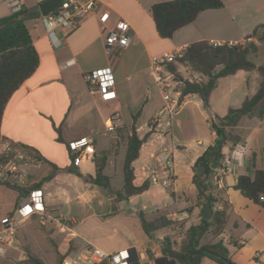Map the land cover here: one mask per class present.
<instances>
[{
	"label": "crops",
	"instance_id": "0c3cea01",
	"mask_svg": "<svg viewBox=\"0 0 264 264\" xmlns=\"http://www.w3.org/2000/svg\"><path fill=\"white\" fill-rule=\"evenodd\" d=\"M47 1L50 0H24L23 9L30 13L38 12L25 21V26L38 54L39 63L35 72L14 91L6 103L0 123V137L36 151L40 158L60 169L72 165L71 156L78 157L79 162L73 164L84 176H94V158L111 150L103 173L109 177L113 190L112 194L106 195V199L115 204L117 213L112 216L109 213L99 215L101 220L98 218L96 221L101 222L97 223L103 224L113 217L117 218L125 208L127 214L137 218L140 228L137 212L144 213L147 219L165 215L171 221H185V229L198 224L202 210L195 205L197 192L192 184V168L216 137L210 123H216L217 118L224 117L228 109L240 107L245 98L253 96L261 78L255 71H238L220 78L209 97V113L203 110L198 96L189 95L186 102L169 116L163 111L162 94L152 79L150 60L163 52L185 49L191 43L216 40L255 44L258 55L250 59L256 65H264L256 61L263 52L264 40L252 36L256 26L264 24V19L259 21L247 14L241 7L243 0H221V9L200 12L192 23L176 30L171 38L165 39L155 29L150 7L155 3L171 0H100L95 13L82 19L66 38L60 37L61 44L54 47L39 13V6ZM103 11L109 13L106 25H101L98 21L99 14ZM10 14L11 12L5 16ZM5 16L0 15V18ZM118 19H123L128 24L132 42L118 55L109 57L104 51L102 35L104 31L111 30ZM28 21L31 23L29 26L26 24ZM69 60L73 61V65L63 68L62 65ZM105 67L112 69L115 80L117 98L110 103H102L91 95L83 79L84 74ZM179 72L183 79H200L184 68H180ZM113 113L120 114L122 118L123 140L115 132H105V120ZM133 121L139 138L152 129L140 148L138 158L132 164L135 177L133 184L139 186L144 181L149 182L154 175L162 177V170L153 158L154 154L162 150L172 152L174 181L165 194L160 187L150 185L142 194L115 203V193L121 191L122 187L114 189L112 182L116 177L118 164L121 167L123 186L124 139ZM232 133L240 136L242 142L224 146L223 158L230 160L228 169L222 173L220 167L213 177L214 180L218 179L214 195L217 201L211 214L214 210L223 211L225 223L218 235H214L211 230L205 233L200 244L222 240L233 263L264 264V202L258 200L255 203L234 189L238 177H252L256 170L264 171V117L261 120L243 117ZM83 138L89 143L76 153L70 152L69 143ZM237 151L243 152L242 164L238 163L234 155ZM25 155L31 160L21 163L19 176L16 178L21 185L37 182L47 170L34 157ZM0 187L15 193L14 199L8 196L10 202L13 200L12 208L6 215L9 216L18 194L4 186ZM93 187L96 186L73 174L60 171L38 189L43 193L46 210L44 222L52 227L57 224L58 219L55 217H58L68 223L59 229L66 230L64 241L58 245L61 254L68 250L69 255L77 254L90 244L86 241L79 245L68 236H77L73 231V225L77 221L62 215L61 210L74 202L84 204L87 194L97 191ZM153 190L154 196L151 194ZM23 195L26 197L27 193L24 192ZM22 200L23 198L19 203ZM137 204H141L140 210L136 207ZM185 207L186 210L182 212H174ZM166 211L171 212L167 214ZM94 216L91 213L86 218ZM16 219L18 226L30 219L36 223L40 221L36 215L20 221L18 217ZM172 226L154 232L151 238L145 235L148 239L146 249L137 251L131 243L122 242L112 253L130 249L143 254L144 259L138 262L140 264H155L159 259L163 260L158 264H173L160 253L161 241L175 233ZM162 231L166 233L161 234ZM110 236H117V231H113ZM103 237L109 238L108 235ZM199 264L215 263L202 258Z\"/></svg>",
	"mask_w": 264,
	"mask_h": 264
},
{
	"label": "trees",
	"instance_id": "16d2710c",
	"mask_svg": "<svg viewBox=\"0 0 264 264\" xmlns=\"http://www.w3.org/2000/svg\"><path fill=\"white\" fill-rule=\"evenodd\" d=\"M222 7L221 0H171L153 4L150 7V13L158 35L161 38L168 39L176 30L192 23L200 12L217 10ZM37 14L38 12L30 13L22 9L19 12L0 18V123L4 108L11 95L38 67V54L32 45L25 26V21ZM252 36L264 40V24L256 26ZM257 55L258 48L253 43L213 47L206 41H199L189 44L184 49L182 57L167 66L168 70L180 82L179 90L181 94L198 96L206 113H209V97L215 89L218 79L233 75L238 71H255L261 78L259 87L253 96L245 98L240 107L228 109L224 117L217 118L216 123H210L216 137L213 143L197 158L192 168V184L197 192L195 205L201 210L205 205H209L211 210L217 201L214 197L217 186L213 177L221 167L222 149L226 144L237 145L242 142L240 136L232 133L233 128L237 126L243 117L259 120L264 117V65H256L250 59V57H257ZM180 68H184L192 76L197 75L200 79H194L191 82L183 79L179 72ZM221 122H224L223 127H220ZM117 132L120 133L121 129H117ZM151 133L152 129L142 138H139L135 121L128 129L124 139L123 186L121 191L115 193V203L140 195L149 189L150 183L148 181H144L139 186L133 184L135 177L132 164L138 158L142 144ZM4 143H8L11 150L17 149L34 157L37 162L47 169L37 182L26 185H21L16 180L11 181L0 177L1 186L14 190L18 194L13 210L8 214L9 216L14 215L20 199L25 198L24 192L29 193L40 189L43 183L50 181L60 171L73 174L86 183L104 189L108 194L113 193L110 179L103 173L111 150H106L99 158H94V176H84L74 166V156L70 157L71 166L60 169L40 158L36 151L23 145L13 144L0 137V145ZM3 162L4 156L0 154V163ZM199 165L204 167L201 175L196 172ZM234 189L238 190L244 197L257 203L259 196L264 195V171L256 170L252 177H238ZM116 213L117 209L114 204L109 216ZM136 215L140 221L142 231L148 238H151L154 232L170 227L175 223L167 219L165 215H159L153 219H147L142 212H137ZM224 223V212L214 210L209 220L200 218L198 224L189 226L185 230L179 245H176L169 237H165L160 243V253L173 264H199L202 258H207L215 264H235L231 261L222 240L215 243L200 244L201 238L208 231L211 230L214 235H218L222 231ZM38 224L53 252L55 263L62 264L70 251L61 254L56 243L50 238V233L42 227L43 222L39 221ZM19 264L46 263L38 257L28 256L25 261ZM102 264L107 263L103 262Z\"/></svg>",
	"mask_w": 264,
	"mask_h": 264
},
{
	"label": "built area",
	"instance_id": "2783aa9c",
	"mask_svg": "<svg viewBox=\"0 0 264 264\" xmlns=\"http://www.w3.org/2000/svg\"><path fill=\"white\" fill-rule=\"evenodd\" d=\"M100 0H61L56 8L47 16L42 17L47 33L54 47H58L61 43L59 38H66L68 33L73 30L76 25L87 16L95 13L97 4ZM42 2V0H38ZM4 3L11 13L19 12L23 9L24 0H0ZM109 20V13L103 11L99 14L98 21L101 25H106ZM128 24L123 19H118L111 30L103 32L102 39L104 51L109 56L118 55L121 51L129 47L132 42ZM208 44L213 47L223 45H235L232 42H221L209 40ZM184 49L176 51L163 52L162 54L151 58V76L154 83L158 86L162 99L164 101L163 111L167 115H172L176 110L186 102L189 95H182L179 90L180 82L175 78L167 66L181 58ZM73 65V61L65 62L62 67L67 68ZM83 79L88 86L89 93L98 98L102 103H110L117 98L115 89V80L112 69L105 67L94 70L83 75ZM194 79H189L193 81ZM123 125L120 114H111L104 123L106 133H114ZM89 142L85 138L71 142L68 149L72 153L80 151ZM0 154L4 156V162L0 163V177L4 179L16 180L19 176L21 163L31 160L19 150H11L8 143L1 145ZM157 165L162 170V177L154 175L150 178L149 183L163 189L171 188L174 177V159L172 152L162 150L153 155ZM79 162V158L75 157L73 163ZM230 160L225 157L221 162V172L225 173L228 169ZM218 179H215V183ZM259 201L264 202V195L259 196ZM15 216H5L0 220V248L10 247L15 241L16 231L19 221L30 218L34 215L44 222L46 210L43 203V193L41 190H33L27 193L26 197L19 203ZM1 251V249H0ZM144 256L135 250L125 249L117 253H105L99 248L88 244L81 252L68 255L62 261V264H140ZM145 264H148L146 262Z\"/></svg>",
	"mask_w": 264,
	"mask_h": 264
},
{
	"label": "rangeland",
	"instance_id": "374dc122",
	"mask_svg": "<svg viewBox=\"0 0 264 264\" xmlns=\"http://www.w3.org/2000/svg\"><path fill=\"white\" fill-rule=\"evenodd\" d=\"M241 7L247 14H250L256 20L263 21L264 0H243ZM231 10H233V8H231ZM9 13V9L5 6V4L0 3V15L5 16ZM26 24L29 26L31 23L30 21H28L26 22ZM243 25H245V22L243 23ZM256 61L264 64V49L260 56L256 59ZM124 109L126 112V108ZM142 121L143 120H141V123ZM120 129L121 132L118 133L116 131L115 134L121 136L120 138L121 140H123V128ZM121 175V167L117 164L116 177L112 182V186L114 189H121ZM93 188V190L97 191H90L85 197L84 204L81 205V203L74 202L70 206H67L61 210L62 215H67L68 219L73 218L77 221V223L73 225V231L77 236H72L70 234H68V236L72 237L74 239V242L79 245L85 244V242L87 241V243H90V245L98 246L107 253L111 252L109 254H113L112 251H114L122 242L131 243L132 245H134L133 247L137 251L146 249L148 245L147 237L141 230L137 218L127 214V210L125 208L117 218L113 217V219L103 224L97 223L101 222L96 221L98 220V218H101L99 217V215L110 213L114 203L109 202L106 199V195H108V193L104 189L99 187ZM161 189L163 190L164 194L165 192H168V189ZM154 192V190L151 192L153 196L155 194ZM9 195L14 199V192L0 187V220L2 217H5L8 211H10V209L12 208L13 200L12 202H10V199L8 197ZM138 202H141V199H138ZM136 207L140 210L141 204H137ZM186 208L187 207L181 208L179 210H175L174 212L179 213L186 210ZM170 212L171 211H166L167 214ZM91 213H93L95 216L86 218V216ZM55 218L58 219L56 225L50 227L47 222H43L42 227L45 231L50 233V238L58 246L62 241H64V237L66 234V230L59 231V229L67 226L68 223L63 219H59L58 217ZM82 219L84 220L81 221ZM174 220L175 223L173 224L171 229H174L175 233L172 235V237H170V240L172 239L171 241L175 242L176 245H179L185 234L186 225L185 221H178L177 219ZM38 225V223L31 219L19 224L13 244L10 247L0 248V264H19L25 261L28 256L38 257L46 264H56L53 252L46 241L44 233L39 229ZM125 228L127 230H123ZM113 231H117V236H110ZM165 233L166 231L161 232V234ZM104 235H108L109 238L105 239L103 237ZM70 248L74 250V248Z\"/></svg>",
	"mask_w": 264,
	"mask_h": 264
},
{
	"label": "water",
	"instance_id": "95a60500",
	"mask_svg": "<svg viewBox=\"0 0 264 264\" xmlns=\"http://www.w3.org/2000/svg\"><path fill=\"white\" fill-rule=\"evenodd\" d=\"M61 0H50L47 1L43 4H41L39 6V13L42 17L47 16L49 13H51L57 6V4L60 2ZM224 126V122L220 123V127ZM204 170V167L199 165L196 169V172L198 175H201L202 172ZM211 215V210H210V206L209 205H205L204 208L202 209V215H201V219L203 220H209ZM163 259H159L157 261H155V264H158L160 261H162Z\"/></svg>",
	"mask_w": 264,
	"mask_h": 264
},
{
	"label": "clouds",
	"instance_id": "9594fccd",
	"mask_svg": "<svg viewBox=\"0 0 264 264\" xmlns=\"http://www.w3.org/2000/svg\"><path fill=\"white\" fill-rule=\"evenodd\" d=\"M234 155L238 159V163L242 164L243 163V152L242 151H237L236 153H234Z\"/></svg>",
	"mask_w": 264,
	"mask_h": 264
}]
</instances>
